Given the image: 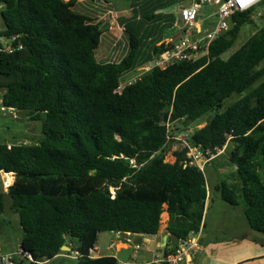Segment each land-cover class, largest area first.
<instances>
[{
    "label": "trees",
    "instance_id": "obj_1",
    "mask_svg": "<svg viewBox=\"0 0 264 264\" xmlns=\"http://www.w3.org/2000/svg\"><path fill=\"white\" fill-rule=\"evenodd\" d=\"M0 9L3 104L41 121L44 135L36 145L0 143V172L16 175L8 192L0 189V234L9 216L22 231L25 259L15 264L51 261L69 238L77 264H118L113 256L92 257L99 235L156 236L164 213L176 241L197 232L209 197L205 171L189 164L187 149L174 163L165 152L168 130L198 126L210 113L190 143L213 155L226 146L234 172L215 191L264 235V26L222 58L254 23L252 9L236 12L196 61L155 68L122 94V77L138 67L133 31L125 30V58L100 62L104 32L78 0H0ZM164 50L155 47L154 56Z\"/></svg>",
    "mask_w": 264,
    "mask_h": 264
},
{
    "label": "crops",
    "instance_id": "obj_2",
    "mask_svg": "<svg viewBox=\"0 0 264 264\" xmlns=\"http://www.w3.org/2000/svg\"><path fill=\"white\" fill-rule=\"evenodd\" d=\"M63 1L68 2L69 0ZM196 1L197 0L127 1L128 3L119 5V7H115L110 0L108 3H89L85 0H78V4H80L84 10L96 16L104 32L102 43L99 50L96 52L97 60L100 62L116 63L125 58L129 52V40L128 36L125 34V30L128 29L133 31L137 35L139 43L141 42L135 60V65L138 66L136 69H138L156 58L154 56L155 47L162 45L165 47L168 45L172 46L184 37V32L180 28V11L184 8L191 7ZM116 3L118 4V0H116ZM216 12L217 7L214 5H207L200 11L198 26L204 33L213 29L216 22ZM117 29L122 31L121 37L114 33L115 31L117 32ZM193 37L197 38L195 35ZM123 39H125V41H123ZM136 69L124 75L122 80H129V77L134 75ZM18 115H20L19 112ZM0 143L12 145V143H8L7 141H2ZM0 173L4 178L6 173ZM208 196L206 209L212 198L211 191H209ZM166 215L167 219L161 227L159 234L153 237H144L150 239L151 243L142 245L139 249L134 245L135 253L133 258L135 260L139 252L142 254V261L121 263L116 255L101 254L98 243L96 245V254H94L93 257L113 256L117 259L118 264H157L153 263L154 259L161 256L166 250L175 248L179 243V241L173 239L166 231L169 220V215L167 213ZM13 220V222L18 224L17 216H14ZM206 230L207 224H205L204 218L201 232V246L194 255L196 264H264V243L255 236L257 232L251 230L249 225L244 232L235 235V237L229 240L217 239L214 236L205 234ZM100 237L101 234L98 237V242ZM251 237L254 239H251ZM121 239L126 240L124 237H121ZM127 242L129 241L115 242L111 250H115L117 254L123 250H130L131 246L128 245ZM2 245L3 244L0 242V249L2 252H11L4 249ZM67 245L69 250H64L62 254L42 264H64L62 262L63 260H73L74 258L67 257V255L74 252L73 243L70 241Z\"/></svg>",
    "mask_w": 264,
    "mask_h": 264
},
{
    "label": "rangeland",
    "instance_id": "obj_3",
    "mask_svg": "<svg viewBox=\"0 0 264 264\" xmlns=\"http://www.w3.org/2000/svg\"><path fill=\"white\" fill-rule=\"evenodd\" d=\"M113 2L115 7H119V5H123L128 3L126 0H118V4L116 0H110ZM1 11V9H0ZM253 24L245 25L242 28V31L237 39L233 48H231L228 52H226L222 58L228 59L232 54H234L242 45H244L252 35H254L259 29L264 26V6H261V3L255 6L252 9ZM4 29L3 22L1 20L0 14V31ZM119 37L122 35V31L117 29V32H114ZM125 41V39H123ZM122 42V41H121ZM145 43V41H144ZM141 45V42H140ZM140 47V46H139ZM131 75L129 78H132ZM235 101V98L229 99L225 107L231 105ZM213 113L207 114L201 121L198 126L197 124H190L189 129H184L178 131L177 133L180 136L188 135V138H191V135L198 128H202L208 117L213 116ZM12 117V118H11ZM43 131H42V122L41 121H31L28 119V113L21 112L16 118L13 115L8 113L2 114L0 113V142L7 141L12 144H27V145H36L39 144L43 139ZM184 144L181 141H170L166 147L165 152V161L168 163L175 162V153L184 150ZM226 154V153H225ZM222 154L218 156L215 160L210 163L205 169V176L207 180V186L209 191H211L212 198L205 212V224H207V230L205 234L210 236H214L217 239H225L229 240L235 235H239L245 231L248 227L247 219L244 215L243 208L241 206H232L228 203L224 202L220 194L215 191L217 185L221 184L222 181L230 182V174L234 172V166L229 165L227 163L228 157ZM225 165L222 167L220 171L216 172V165ZM4 178L0 173V189L3 190L2 182ZM8 215H6L7 217ZM9 225H7L0 234V241L2 242V246L4 249L9 251H15L21 245L22 239V231L19 225L16 222H13V217H8ZM167 219L166 213L162 215V226ZM161 226V227H162ZM255 236L262 240L264 243V235L255 233ZM251 239H254L251 237ZM120 235L112 232H107L101 234V237L98 242V246L100 247V253L104 255H116L121 263H131L133 261H142V254L138 252L137 258L134 260L135 247L131 242H127L128 245L131 246L130 250H123L119 254L116 253L115 250H111L112 245L119 242H124ZM144 247V246H143ZM110 248V249H109ZM108 250V251H107ZM64 264H77V259L73 260H63ZM30 264V263H26ZM159 264V263H158Z\"/></svg>",
    "mask_w": 264,
    "mask_h": 264
},
{
    "label": "built area",
    "instance_id": "obj_4",
    "mask_svg": "<svg viewBox=\"0 0 264 264\" xmlns=\"http://www.w3.org/2000/svg\"><path fill=\"white\" fill-rule=\"evenodd\" d=\"M263 0H197L191 7L184 8L180 11L181 30L184 32V37L172 46H166L165 50L154 60L144 64L136 69L134 75L129 80H121L116 93L122 94L126 87L132 86L141 81L143 76L155 68L165 69L169 65L178 64L182 62H194L199 57L204 55L208 45L219 38V36L229 30L230 20L236 12H247L259 5ZM207 5H214L217 7L216 22L213 29L204 33L199 28L200 11ZM196 36L197 38L193 37ZM16 38H13L14 42ZM21 48V46L19 47ZM11 45L6 46L7 52H12ZM0 113H10L16 118L17 112L4 106L0 95ZM169 129V125H167ZM168 140L181 141L184 144V149H187V157L191 166L198 167L201 171L210 165V163L218 156L224 154L226 146L217 150V155H213L209 150H205L201 145L193 146L190 143L188 135L180 136L177 132L170 133L168 130ZM16 175L14 173L5 174L2 182V187L5 192L14 185ZM202 227L197 231H192L186 240H180L178 245L166 252L162 253L154 259L153 263L159 264H196L195 253L201 246V232ZM139 249V247H136ZM96 254L92 252L93 255ZM78 252H72L67 257L77 259ZM32 260L30 256L27 257ZM22 248L19 247L13 252H2L0 249V264H15V260H24ZM42 264V263H40Z\"/></svg>",
    "mask_w": 264,
    "mask_h": 264
},
{
    "label": "water",
    "instance_id": "obj_5",
    "mask_svg": "<svg viewBox=\"0 0 264 264\" xmlns=\"http://www.w3.org/2000/svg\"><path fill=\"white\" fill-rule=\"evenodd\" d=\"M123 237L129 242L133 243V245H135L136 247H140L142 245L151 243V240L148 238H144V236H139V235L133 236L129 234V235H124ZM68 241L70 242L71 238H69ZM64 250H69V247L67 244L66 246L62 248V251Z\"/></svg>",
    "mask_w": 264,
    "mask_h": 264
}]
</instances>
